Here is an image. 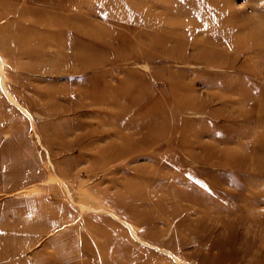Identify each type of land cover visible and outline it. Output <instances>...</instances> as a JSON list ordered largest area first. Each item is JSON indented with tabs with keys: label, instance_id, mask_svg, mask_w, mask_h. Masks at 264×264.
<instances>
[{
	"label": "rangeland",
	"instance_id": "obj_1",
	"mask_svg": "<svg viewBox=\"0 0 264 264\" xmlns=\"http://www.w3.org/2000/svg\"><path fill=\"white\" fill-rule=\"evenodd\" d=\"M0 264H264V0H0Z\"/></svg>",
	"mask_w": 264,
	"mask_h": 264
},
{
	"label": "bare ground",
	"instance_id": "obj_2",
	"mask_svg": "<svg viewBox=\"0 0 264 264\" xmlns=\"http://www.w3.org/2000/svg\"><path fill=\"white\" fill-rule=\"evenodd\" d=\"M4 255V254H3Z\"/></svg>",
	"mask_w": 264,
	"mask_h": 264
}]
</instances>
